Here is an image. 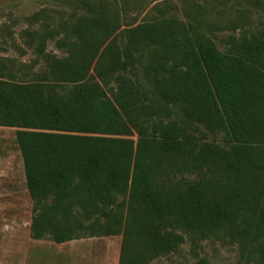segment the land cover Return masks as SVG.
<instances>
[{
    "label": "trees",
    "instance_id": "obj_1",
    "mask_svg": "<svg viewBox=\"0 0 264 264\" xmlns=\"http://www.w3.org/2000/svg\"><path fill=\"white\" fill-rule=\"evenodd\" d=\"M58 1L68 18L51 27L42 10L23 32L42 73L21 78L0 58V128L17 130L32 239L122 235L119 264L229 240L264 262V30L220 50L197 21L161 12L124 27L88 0ZM53 40L64 57L45 52ZM135 56L160 101L223 140L150 122L143 85L106 84Z\"/></svg>",
    "mask_w": 264,
    "mask_h": 264
},
{
    "label": "rangeland",
    "instance_id": "obj_2",
    "mask_svg": "<svg viewBox=\"0 0 264 264\" xmlns=\"http://www.w3.org/2000/svg\"><path fill=\"white\" fill-rule=\"evenodd\" d=\"M98 10L111 17L119 15L123 26L138 24L160 13L176 16L182 21L199 22V29L209 34L220 50L228 36H245L264 30V0H88ZM45 10V20L51 27L60 18H68L71 9L58 0H0V58L7 61L21 78H32L44 71V57L28 43L23 32L40 28L27 18ZM117 38L123 42V29ZM120 46V44H119ZM47 54L65 56L56 42L46 45ZM122 69L106 84H141L147 92L146 104L152 108L150 122L177 124L195 140L221 142L222 134H211L204 127L187 121L179 108L164 104L153 94L142 74V59L138 56L123 59ZM144 117V115L142 116ZM16 129L0 128V264H119L122 235L85 238L65 244L34 240L31 224L34 202L27 190L23 160L16 141ZM122 211L127 199L120 198ZM153 264H264L247 261L237 244L229 240H207L192 250L190 242L178 253L161 258Z\"/></svg>",
    "mask_w": 264,
    "mask_h": 264
}]
</instances>
